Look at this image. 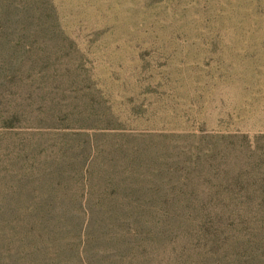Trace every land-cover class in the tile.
<instances>
[{"label":"rangeland","instance_id":"rangeland-1","mask_svg":"<svg viewBox=\"0 0 264 264\" xmlns=\"http://www.w3.org/2000/svg\"><path fill=\"white\" fill-rule=\"evenodd\" d=\"M0 196V264H264V0H0ZM23 196L248 211L89 231Z\"/></svg>","mask_w":264,"mask_h":264},{"label":"trees","instance_id":"trees-1","mask_svg":"<svg viewBox=\"0 0 264 264\" xmlns=\"http://www.w3.org/2000/svg\"><path fill=\"white\" fill-rule=\"evenodd\" d=\"M88 172V170H87ZM8 198L9 196H0ZM39 202V209L56 211L63 216L82 218V227L115 230L140 228L142 224L161 226L211 227L214 232L241 222V213L248 211L245 196H23ZM252 202V200H249ZM146 217L151 218L150 222ZM253 219V216H252ZM210 225V226H206ZM208 229V228H206ZM90 240L86 241V245ZM100 252V251H98Z\"/></svg>","mask_w":264,"mask_h":264}]
</instances>
